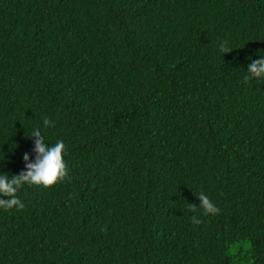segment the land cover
Instances as JSON below:
<instances>
[{
    "label": "trees",
    "instance_id": "trees-1",
    "mask_svg": "<svg viewBox=\"0 0 264 264\" xmlns=\"http://www.w3.org/2000/svg\"><path fill=\"white\" fill-rule=\"evenodd\" d=\"M256 53L264 0H0V172L44 118L67 166L0 209V264H264Z\"/></svg>",
    "mask_w": 264,
    "mask_h": 264
},
{
    "label": "clouds",
    "instance_id": "clouds-1",
    "mask_svg": "<svg viewBox=\"0 0 264 264\" xmlns=\"http://www.w3.org/2000/svg\"><path fill=\"white\" fill-rule=\"evenodd\" d=\"M233 48L225 41L218 46V51L225 55L230 53ZM259 57L253 59L251 56L246 59L247 64L245 82L255 80L259 83L264 82V55L256 53ZM54 127V124L48 118L42 120L39 127H34L29 139H32L35 153L31 159L27 153L24 154L25 170L17 175L9 176L7 173L0 172V209L5 211L12 209H23L24 203L19 199L17 193L23 185H36L49 187L54 185L58 180H62L67 175V166L64 161L66 154V145L63 140H58L55 144L46 142L44 129ZM200 201L198 206H190L193 213L191 219L194 224L199 225L201 220L197 215L198 209H202L203 216H216L220 213L214 201L204 193L198 196Z\"/></svg>",
    "mask_w": 264,
    "mask_h": 264
}]
</instances>
